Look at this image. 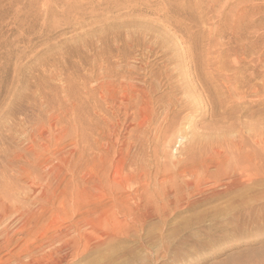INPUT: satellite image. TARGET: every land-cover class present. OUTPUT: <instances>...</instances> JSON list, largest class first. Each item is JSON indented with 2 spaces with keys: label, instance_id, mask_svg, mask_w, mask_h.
<instances>
[{
  "label": "rangeland",
  "instance_id": "1",
  "mask_svg": "<svg viewBox=\"0 0 264 264\" xmlns=\"http://www.w3.org/2000/svg\"><path fill=\"white\" fill-rule=\"evenodd\" d=\"M189 154L214 161L196 182L247 186L167 222L111 208L127 157L156 207ZM27 240L63 264H264V0H0V264Z\"/></svg>",
  "mask_w": 264,
  "mask_h": 264
},
{
  "label": "bare ground",
  "instance_id": "2",
  "mask_svg": "<svg viewBox=\"0 0 264 264\" xmlns=\"http://www.w3.org/2000/svg\"><path fill=\"white\" fill-rule=\"evenodd\" d=\"M168 116H169V114L167 115V117L164 120L167 121ZM148 126H150V125L149 124L147 125L145 123L142 124V126H141L142 132H144V133L147 132L148 128H149ZM164 127H165V125L162 124V126L160 125L159 128H156L155 139L157 141H158V138H160L159 134L162 133ZM178 129H179V127H178ZM183 130H185V129H183ZM178 131H176V134ZM176 134H174V135H176ZM185 137H187L186 134H183L181 132L180 135L176 136L175 144L177 142H179L178 143V145H179L181 143V140L178 141V139L179 138L182 139ZM175 150L177 151V148ZM173 151H174V148L171 149V157H174V154L172 153ZM207 158L208 157H206V159L205 158L200 159L195 154H189V155H186L184 158H178L177 161H172L171 164L169 165V167L167 168L169 171V174L167 176L165 175L166 177L164 179H162L160 181H157V180L155 181L156 183H160V185L163 188V191H162L161 195L157 194L158 197H156V198H157L158 205L156 207H154V205L151 203L150 199L145 198L146 192L144 195L143 193H140V191H139L140 187L142 186V184H141L142 175H145L146 177H148V171L145 170V168L142 167L141 165H138V163L136 162L137 161L136 159H132L129 162V159L127 157L125 159V162H127L126 164L128 165L129 168L130 167H132V168L128 169L124 173V170L122 167L123 173L122 172L121 173H122V175L124 174V176L122 177V181L120 182L119 185L123 189H126V188L130 189V187H132L133 184H135L137 186L135 187V189L133 188L134 189V191L132 190L133 193L127 194V191L129 192V190H127V191L125 190L126 191L125 194H127L125 197H122V195L119 198L115 196V198L113 199V202H112L113 204L111 205V208L113 209L115 207L116 208L118 207V210L120 209L121 213H124L126 216L133 215L134 220L138 221V222L140 221L143 223L144 222L147 223L148 220L155 219V218H158L159 220H162V222L163 221L165 222L166 220L171 218L170 216H171V213H173V212H176V211L178 212V210L185 209V208L190 209V208H193L195 206L197 207V205L203 203L204 201H208V200L214 199L216 197L218 198L219 196L227 195V194L235 191V189H237V188H240L242 186H245V187L247 186L248 182L246 183L245 180L243 182L237 175L236 176L233 175L235 170L232 172V174L225 172V171H222V170H219V171L217 170L218 172H216V173L219 175L220 174L225 175L224 176L225 179L224 180H222V179L217 180L213 186H204L203 184H205V183L202 181V179H200L196 182L195 180H197V179H195V178H197L196 176L201 171H203L205 173H209L211 167H213L214 161H212V159L209 160ZM139 174H141V175H139ZM258 175H259L258 173L255 174L253 182L258 181V179L260 178V177H258ZM200 177L202 178V174ZM208 177H209V175H208ZM148 178H150V177H148ZM251 179H252V177H251ZM246 181H247V179H246ZM248 181L250 182V180H248ZM250 183H252V182H250ZM218 186H222V187L218 188ZM195 194H200V196L198 198H194V199L188 198L189 195H195ZM136 196H138L136 199L137 201L133 200V201H135V203H133L132 199L136 198ZM112 197H114V195H112ZM248 197H249V194H248ZM252 197H253V200L255 201V204L250 206L249 207L250 209L249 208L248 209L251 211L257 212V210H258V205H257L258 204L257 203L258 196L256 194H254ZM246 204H247L246 200H241V202L239 204L241 209L238 212L239 216H237L238 217L237 221L238 220H240V221L245 220V217L243 216V213H242L243 212L242 209L244 207H247V206H245ZM104 206H105V204H104ZM143 209H145V210L143 211ZM248 221H249V219H248ZM78 222L79 221L74 219L72 221V224H75V223L78 224ZM137 223H136V225H137ZM133 226H135V225H133ZM140 226H139V228H140ZM68 236H69L68 233L61 234L58 236L57 239L62 240V241L63 240L66 241ZM47 238H46V240H47ZM48 239L51 240V238H48ZM52 239H53V237H52ZM43 241L44 240H42V242ZM54 241H56V240H54ZM9 242H10V240H8V243ZM48 242H50V241H48ZM48 242H47V244H48ZM36 243H37L36 241L30 242L27 240V242L23 245V247H26L25 251H23V249L21 248L17 252L13 250L15 253L9 252L8 254L10 256L8 257L7 262H9V263L15 262L16 264H63L61 259H59V260L53 259L54 254L52 255L51 253H50V256L46 254L47 256L40 257L39 252H37V249L42 247V245H44V244L41 243L40 245H36ZM51 244H48V245H51ZM46 247H47V245H46ZM62 248L64 249V247H62ZM62 248H60V249H62ZM43 250L44 249H42V251ZM8 251H9V249H8ZM45 251H47V250H45ZM58 251H59V249H58ZM55 253H56V251H55Z\"/></svg>",
  "mask_w": 264,
  "mask_h": 264
}]
</instances>
